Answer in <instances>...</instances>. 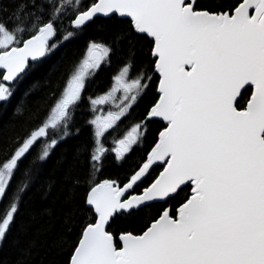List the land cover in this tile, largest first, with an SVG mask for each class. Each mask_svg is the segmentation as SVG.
<instances>
[{"label":"snow or ice","instance_id":"1","mask_svg":"<svg viewBox=\"0 0 264 264\" xmlns=\"http://www.w3.org/2000/svg\"><path fill=\"white\" fill-rule=\"evenodd\" d=\"M85 36L39 106L35 84L17 99ZM85 101L88 137L68 145ZM37 248L53 264H264V0H0V264H48Z\"/></svg>","mask_w":264,"mask_h":264},{"label":"trees","instance_id":"2","mask_svg":"<svg viewBox=\"0 0 264 264\" xmlns=\"http://www.w3.org/2000/svg\"><path fill=\"white\" fill-rule=\"evenodd\" d=\"M85 38L86 36L84 38H81L80 40L73 41L71 45L62 48L48 61L34 68L33 71L25 77L21 86L18 88L16 93L17 99H19L23 95L25 88L29 87L32 84H35V89L27 98L26 103L28 104V107L33 110L37 106H39L42 101L46 99L52 83H54L59 76V72L63 71V68L58 66L61 57L71 56L77 53L78 50L82 47ZM120 58L121 57L119 55H113L110 63L108 65L102 66L99 69L94 78L89 81L88 90L84 94L85 97H88L89 94H97L106 90L107 86L110 83L111 75L114 74L119 66ZM151 91L152 89L150 88V94ZM148 98H150V96L145 98V100L139 101L138 106L133 109L134 114L142 111L143 105ZM90 118L91 114L90 110L86 107V101L82 102L76 111V121L81 126V133L74 140H69L68 145L74 144L76 142H82L87 139L88 129L83 127V121ZM64 147H66V145H61V149H63ZM57 151H60V149H58ZM125 167H127V164H125ZM111 171L115 172L117 171V169L112 168ZM41 195L42 189H40L39 187H37L33 190L32 193H30V195L26 198L25 205L22 209L25 215H31L33 209L39 207ZM37 226H40L39 222L37 223ZM2 255H4L6 259H11L15 255V253L12 250H8ZM33 258L37 261L44 260L48 262V264H53V262L58 259V257H56L55 255L46 254L44 250L40 248L36 249V253Z\"/></svg>","mask_w":264,"mask_h":264},{"label":"rangeland","instance_id":"3","mask_svg":"<svg viewBox=\"0 0 264 264\" xmlns=\"http://www.w3.org/2000/svg\"><path fill=\"white\" fill-rule=\"evenodd\" d=\"M100 107H102L104 111H107L108 108H109V105H103V106H100Z\"/></svg>","mask_w":264,"mask_h":264}]
</instances>
